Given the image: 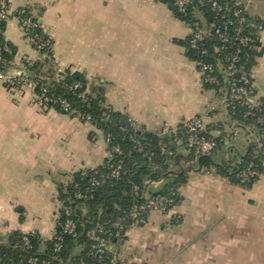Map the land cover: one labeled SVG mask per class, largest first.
<instances>
[{
  "label": "crops",
  "instance_id": "crops-1",
  "mask_svg": "<svg viewBox=\"0 0 264 264\" xmlns=\"http://www.w3.org/2000/svg\"><path fill=\"white\" fill-rule=\"evenodd\" d=\"M2 2L9 15L3 37L16 49L9 74L22 69L23 59H39L15 16L27 8L52 39L57 67L83 73L90 86L102 84L107 104L145 130L174 128L194 117L227 128L221 97L203 89L182 46L189 26L161 0ZM256 2L261 7L250 14L264 20V0ZM260 47L251 78L257 99L264 100V31ZM108 156L92 125L40 107L28 88L0 85V244L12 231L50 240L59 185ZM178 191L179 205L150 212L145 224L126 232L117 248L120 264H264V176L245 189L214 170H194Z\"/></svg>",
  "mask_w": 264,
  "mask_h": 264
},
{
  "label": "trees",
  "instance_id": "trees-1",
  "mask_svg": "<svg viewBox=\"0 0 264 264\" xmlns=\"http://www.w3.org/2000/svg\"><path fill=\"white\" fill-rule=\"evenodd\" d=\"M161 1L167 5L175 18L186 23L189 28L195 23L204 22L205 27L210 30L209 36L202 42V46L208 50L207 55L189 49L190 33L182 42L190 60L214 63L217 57L223 58L239 48L242 52L238 55L240 62L245 63L247 70L253 68L256 59L261 55L260 41L251 42L246 46L218 42L212 25H219V21L214 17L207 0H189L190 4L184 12L178 11L175 6L176 0ZM2 4L0 0V11ZM15 16L19 23L26 18L34 23L23 36L25 39L27 37L34 39L30 44L37 51L39 59L36 61L23 59L21 63L22 68L26 70V78L36 84L35 93L42 94L43 99L45 98L42 101V108L70 115L81 122L88 120L89 124L107 140L106 146L110 156L99 167L80 170L72 175L68 183L59 185L56 197L59 204L58 218L54 235L50 240L43 243L37 233L23 234L12 231L0 244V264H30V259H36L34 264H108L111 255L108 254L107 258L99 260L92 243L86 237V232L99 226L102 229L100 236L118 247V239L112 234L115 232L114 223L123 221L124 235L121 237L123 243L126 238L125 232L133 226L129 212L134 206L143 204L146 195L162 196L177 205L181 200L178 190L186 182L187 174L194 170L199 172L202 168H205L207 173L214 170L230 184L245 189L250 188L259 177H250L247 181L241 182L237 174L249 166L250 170L263 174L259 157H254L258 145L249 142L243 149L237 147L235 136L228 132V125L235 121L242 126V130L245 126H254L256 135L262 138L264 122L260 124L258 119L264 118V100H260L259 111L249 109L238 102L230 103L226 108L227 128L223 125H209L200 133L201 136L215 141L216 148L209 155L196 156L193 150H187L185 146L187 134L181 124L177 126L175 132L171 128L167 132H162V129L150 132L137 125L127 115L114 111L107 104L102 84L90 86L83 73L70 67L63 69L57 67L52 55V39L38 23V17L33 16L27 8L17 10ZM8 18L7 14L5 19H0L1 72H7L11 68L16 53L15 47L7 43L3 37ZM253 19L264 26V20L260 17ZM235 25L232 23L228 27L229 36ZM248 33V28H244L242 34ZM37 46L39 50L36 49ZM214 46L226 47L221 52L214 53ZM211 74L216 75L217 83L204 84L203 89L211 90L218 97H222L225 93L222 77L216 70ZM0 85L5 88L4 84ZM75 85L78 86L75 88ZM40 87L44 92L40 91ZM59 100L68 105L67 111L59 104ZM215 131L218 132L217 135L213 134ZM90 138H95V134L91 133ZM113 148H118V153L113 151ZM220 155H224L225 158L216 162L215 158ZM115 168H118V176L112 177L111 173ZM157 182H162L159 190L149 192V185ZM64 208L71 210L70 216L64 214ZM68 219L76 226L74 237L63 231Z\"/></svg>",
  "mask_w": 264,
  "mask_h": 264
},
{
  "label": "built area",
  "instance_id": "built-area-1",
  "mask_svg": "<svg viewBox=\"0 0 264 264\" xmlns=\"http://www.w3.org/2000/svg\"><path fill=\"white\" fill-rule=\"evenodd\" d=\"M207 3L212 13L214 14V17L219 21V25H212L213 33L216 36V40L218 42L223 44L231 43V45L233 43H238L241 46H246L251 42L257 40L260 41V35L264 31V26L262 23H258L253 19L256 16L249 13L248 5L250 3V0H207ZM189 4V0L175 1V6L178 8L179 12H184ZM6 15L7 8L4 4H2L0 19H5ZM232 23H235L236 25L233 28L231 36H229L228 27L232 25ZM20 24L24 35L31 27L34 26V23H32L28 18H26L25 20H21ZM244 28H248L249 30V33L246 35L242 34ZM189 30V49L197 51L201 55H207L208 50L206 49V47L202 46V42L209 36V28L205 27L204 22H202L201 24L195 23L192 28H189ZM26 39L29 43L34 42V39L32 37H27ZM225 47L226 46L219 48L214 46L213 52L219 53L223 49H225ZM5 49L7 50V48ZM36 49L39 50V47L37 46ZM240 53H242L241 50L239 48H236L232 54L225 55L223 58L217 57L214 63L203 61H194L193 63L202 85L217 83L218 79L216 75L211 74L214 70H216L217 73L220 74L225 86V93L221 97V101L225 108H227L232 102H238L242 105L247 106L249 109L259 111L261 102L255 95V90L251 78L252 69H245V63H241L239 60L238 55ZM25 74L26 70L24 68H22L16 75H11L8 71H0V84H4L7 90H15L23 87L28 88L32 91L36 103L40 107H43L42 101H44L45 98L43 99L42 94L38 95L35 93L34 90L36 84L28 80ZM77 86L78 85H75L74 87L76 88ZM40 89V91L44 92L42 87H40ZM59 104L65 111L68 110V105L64 101L59 100ZM226 114L228 118L227 110ZM83 122L89 124L88 120H84ZM263 122L264 118L260 117L258 119V123L262 124ZM181 126L183 129H186L187 138L185 141V146L187 150H193L194 155H209L216 148L217 144L215 141H213L212 139H207L200 135V133L205 130V125L201 118H191L184 121ZM170 128L171 127H163L162 132H167ZM241 128L242 126L238 125L235 121H232L228 125V132H232L234 136H236L238 133L244 132L245 135L249 134V136L253 137L250 141L258 145V148L254 151V157H259L260 165L263 169V174L250 170V166L246 170L241 171L239 174H237V177L241 182H244L247 181L250 177L258 176L259 178H261L264 176V140L261 139L259 135H256L254 126H245L244 130H242ZM171 129L173 132H175L177 130V127ZM104 141L105 143L107 142L106 139H104ZM113 151L118 153V148H113ZM199 172L207 173L205 168L200 169ZM111 176H118V168H115L112 171ZM180 203L181 200L177 205H179ZM177 205H174L171 200L166 199L162 196L151 197L146 195L145 202L139 206H134L129 212V218L133 221L132 227L145 224L148 214L152 211L158 213H166ZM64 214L66 216H70L71 210L69 208H64ZM114 229L115 232L112 234L113 237L118 239L119 247L122 243L121 237L124 235L123 221L119 220L117 223H114ZM63 231L64 233H67L74 237L76 235V226L70 219H68L63 226ZM101 233L102 229L99 226H96L95 228L86 232V237L92 243V248L95 249L99 260L107 258L108 254H110L111 257L108 259V264H119L117 255L118 247L111 244L104 237L100 236ZM58 248L59 246L57 245L56 249ZM35 261L36 259H30L29 263L34 264Z\"/></svg>",
  "mask_w": 264,
  "mask_h": 264
},
{
  "label": "rangeland",
  "instance_id": "rangeland-1",
  "mask_svg": "<svg viewBox=\"0 0 264 264\" xmlns=\"http://www.w3.org/2000/svg\"><path fill=\"white\" fill-rule=\"evenodd\" d=\"M4 4V3H3ZM5 5V4H4ZM254 7H257L258 9L261 7V4L260 3H258L257 4V2H256V0H250V3H249V5H248V11H249V13L251 12V10L253 9ZM236 135V134H235ZM252 138L253 137H251V136H249V134H247V135H245V133L244 132H242V133H238L235 137H234V139L238 142V143H240L241 142V144H242V146H244V144H246L248 141H250V140H252ZM259 139V138H258ZM261 139H263L264 140V136L261 138ZM238 143H237V146L238 147H241V145L239 146L238 145ZM234 144H236L235 142H234ZM225 158V156L224 155H220V156H218V157H216L215 159H216V162H218V161H221L222 159H224ZM155 184V183H154ZM153 183H152V185H150L149 186V192H152V193H154V192H156V190L158 191L159 190V188H160V186H158V185H154ZM159 187V188H158ZM76 252H78V250H76Z\"/></svg>",
  "mask_w": 264,
  "mask_h": 264
},
{
  "label": "water",
  "instance_id": "water-1",
  "mask_svg": "<svg viewBox=\"0 0 264 264\" xmlns=\"http://www.w3.org/2000/svg\"><path fill=\"white\" fill-rule=\"evenodd\" d=\"M40 22H41V21L39 20L38 23L40 24Z\"/></svg>",
  "mask_w": 264,
  "mask_h": 264
}]
</instances>
